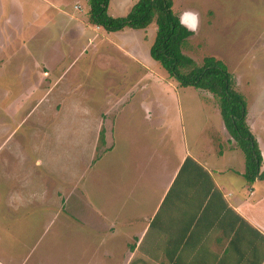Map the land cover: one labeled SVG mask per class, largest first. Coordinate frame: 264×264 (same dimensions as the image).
Wrapping results in <instances>:
<instances>
[{
	"label": "rangeland",
	"instance_id": "obj_1",
	"mask_svg": "<svg viewBox=\"0 0 264 264\" xmlns=\"http://www.w3.org/2000/svg\"><path fill=\"white\" fill-rule=\"evenodd\" d=\"M136 1L110 0L107 12L125 16ZM58 9L74 13L75 20L54 17ZM87 10V0H0V264L120 263L122 238L104 237L99 228L100 200L107 191L105 166L115 168L122 146L115 143L101 155L105 143L99 131L114 107L123 111L111 115L118 121L115 130L121 124L138 125L133 123L138 109L127 117L123 114L130 107L113 105L128 76L146 74L149 96L157 93L171 113L187 111L190 123L201 118L205 128L211 109H218L205 90L177 89L172 78L173 86L165 85L164 92L154 82L158 75L171 78L149 55L154 22L145 29L124 27L111 33L89 24ZM172 10L195 16L183 52L198 65L205 56L225 64L245 99L246 121L247 116L253 121L255 136L264 145V0H173ZM47 23L48 32L64 34L62 52L54 59L52 48L40 40ZM43 55L52 58L49 72H42ZM137 60L149 70L135 66ZM57 61L62 68L55 73L51 69ZM106 75L117 83L104 85ZM75 108L81 114L73 117ZM180 119L175 121L179 129L184 126ZM202 135L206 140L207 129ZM79 159L85 163H76ZM72 176L79 177L73 193ZM30 200L38 210L24 207Z\"/></svg>",
	"mask_w": 264,
	"mask_h": 264
},
{
	"label": "crops",
	"instance_id": "obj_2",
	"mask_svg": "<svg viewBox=\"0 0 264 264\" xmlns=\"http://www.w3.org/2000/svg\"><path fill=\"white\" fill-rule=\"evenodd\" d=\"M187 14L183 16L184 22L189 23L190 18L195 26V16ZM59 16L69 22L75 20L74 13L65 9H58L54 17ZM20 22L23 30L25 24ZM48 28L50 23L42 26L44 35L41 33L40 40L45 47L52 48L54 59L57 51L62 52L60 41L64 34H56L53 29L48 32ZM59 58L61 61L64 56ZM48 60L52 58L43 55L42 72L50 71ZM134 63L150 68L139 60ZM57 64L58 61L51 69L55 73L62 68V64ZM146 77L142 73L126 80L121 78L120 82L125 80L124 92L113 104L130 107L123 114L127 117L138 109L140 113L136 115L142 120L133 123L141 125L121 124L122 128L115 130L118 121L111 115L116 117L123 111L117 112L118 108L114 107L101 128L106 132L101 141L105 143L101 155L108 153L115 143L122 146L115 168L108 169L110 164L105 166L107 191L100 200L99 228L104 237L122 238L123 256L119 264H264V179L256 178L251 184L245 181L243 153L225 128L219 109L209 112L211 131L209 125L204 128L199 123L201 118L192 123L185 119L190 116L187 111L186 115L180 114V122L184 124L180 131L175 122L180 117L178 111L169 112L157 93L149 96ZM45 78L40 75L42 81ZM102 79L107 87L117 83L111 75ZM105 79L111 82L106 83ZM171 79L158 75L154 82L166 92L165 85L173 86ZM141 83L144 86L139 87ZM136 89L139 91L135 92ZM74 110L73 115L81 114ZM247 124L257 140L262 156L260 170H263L264 145L255 136L253 121L248 116ZM206 129L205 140L202 131ZM81 162L85 163V159L76 163ZM113 175L114 178H108ZM72 178L71 193L76 190L74 185L79 177ZM28 203L25 208L38 210L31 200Z\"/></svg>",
	"mask_w": 264,
	"mask_h": 264
},
{
	"label": "trees",
	"instance_id": "obj_3",
	"mask_svg": "<svg viewBox=\"0 0 264 264\" xmlns=\"http://www.w3.org/2000/svg\"><path fill=\"white\" fill-rule=\"evenodd\" d=\"M110 0H87V22L107 32L145 29L156 24L149 55L176 80L179 86H192L205 90L216 99L223 124L235 145L244 156L243 177L248 184L256 178L264 179L260 170L262 156L257 140L246 121V102L225 64L213 56H205L198 65L183 52L187 38L193 33L180 22L179 15L172 10L173 0H137L125 16H112L107 12ZM103 129L99 138L103 141Z\"/></svg>",
	"mask_w": 264,
	"mask_h": 264
},
{
	"label": "water",
	"instance_id": "obj_4",
	"mask_svg": "<svg viewBox=\"0 0 264 264\" xmlns=\"http://www.w3.org/2000/svg\"><path fill=\"white\" fill-rule=\"evenodd\" d=\"M191 15H192V14H191ZM192 17H193V15H192ZM179 19H180V22H181L183 25H185L188 29H190V30L194 29V24H193V22L190 20V18H189V21H190L189 23H188V22H187V23H184L183 14L179 16Z\"/></svg>",
	"mask_w": 264,
	"mask_h": 264
}]
</instances>
